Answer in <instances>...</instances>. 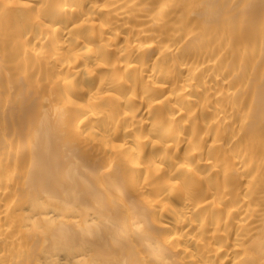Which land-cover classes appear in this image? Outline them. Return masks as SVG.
I'll return each instance as SVG.
<instances>
[{
  "label": "bare ground",
  "instance_id": "1",
  "mask_svg": "<svg viewBox=\"0 0 264 264\" xmlns=\"http://www.w3.org/2000/svg\"><path fill=\"white\" fill-rule=\"evenodd\" d=\"M0 264H264V0H0Z\"/></svg>",
  "mask_w": 264,
  "mask_h": 264
}]
</instances>
